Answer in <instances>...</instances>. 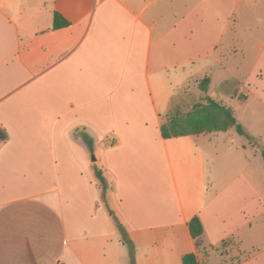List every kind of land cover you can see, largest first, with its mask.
<instances>
[{
  "label": "crops",
  "instance_id": "obj_1",
  "mask_svg": "<svg viewBox=\"0 0 264 264\" xmlns=\"http://www.w3.org/2000/svg\"><path fill=\"white\" fill-rule=\"evenodd\" d=\"M247 46L211 96L253 94L264 126V0H0V264H131L122 229L134 264H264L262 134L160 135Z\"/></svg>",
  "mask_w": 264,
  "mask_h": 264
},
{
  "label": "trees",
  "instance_id": "obj_2",
  "mask_svg": "<svg viewBox=\"0 0 264 264\" xmlns=\"http://www.w3.org/2000/svg\"><path fill=\"white\" fill-rule=\"evenodd\" d=\"M68 22L63 19L59 13H54L53 16V28H60L66 26ZM232 82H226L222 86H228ZM209 85V78L205 77L199 84V89L202 92L207 91ZM220 91L218 87L215 91V97ZM182 94L179 96L173 97L170 107L167 111L166 121L160 126V135L163 139L178 138L184 136H195L204 133H213V132H226L230 128L236 125V122L231 114V110L221 106L216 103L214 100L208 99L205 106L200 104L192 103H182L181 102ZM218 97V96H217ZM226 98L229 97L225 96ZM230 98V97H229ZM237 100L244 102L246 100L245 95H239ZM237 126V125H236ZM240 133L243 131L238 127ZM87 144L91 148L92 143L87 139ZM262 158L264 160V150L261 151ZM97 179L103 183L104 180L101 177V172L96 173ZM188 230L191 238L195 242V246L198 248L200 246V239L203 234V226L198 217H193L188 222ZM122 233V240L127 244L129 248V255L131 259V264H134V248L128 237L126 236L125 231L120 230ZM182 264H198L194 254L185 255L182 258Z\"/></svg>",
  "mask_w": 264,
  "mask_h": 264
},
{
  "label": "rangeland",
  "instance_id": "obj_3",
  "mask_svg": "<svg viewBox=\"0 0 264 264\" xmlns=\"http://www.w3.org/2000/svg\"><path fill=\"white\" fill-rule=\"evenodd\" d=\"M242 49H243V53L241 52L237 54L238 55L236 56L237 58H234L235 56L227 57V60L225 61V64H224L225 65L224 70H219L218 68L213 70L212 83L209 86V97L210 98H207L206 95L200 94L198 103H200V105L205 106L207 104V100L211 99V100H214L216 103L220 104L221 106H224L225 108L230 109L232 111L231 114L236 122V125L240 127L241 130L243 131L242 133H240L236 125L229 130V133L234 135L235 136L234 138L236 140H239V139H242V137H245V133H244L245 131L249 134H252V132H257L258 134H262L263 139L254 138V140H251L250 142L252 145L247 143V141L249 140H245L246 141L245 147H247V149L244 151V155L249 156L251 159L254 158V162L258 161V163H261L262 165H264L263 160L261 158V154H260V151L264 149V126L258 125V123L252 121V113L255 112L253 111L252 105L254 106L257 105L256 98L253 96V94L250 95L248 98L249 106H245L244 105L245 103H241L240 101H237L236 99H234L240 95L242 89H238L237 93L232 95L233 87L229 88L230 95L229 94L228 95L230 98L229 97L226 98L224 96L223 98L214 97L212 99V96H211V93L214 90L216 84L221 81L234 79V80L239 81L241 84L246 82L245 80H246L247 73H248V67L242 71L235 70L236 63H238V61L242 59V56L244 57H246L247 55L248 57L251 56V48L249 46L242 47ZM196 88L199 89V85H197ZM241 95L246 96V94L244 93H242ZM196 101L197 99L195 100V102ZM256 117L264 118V115H257ZM261 118H259V120H261ZM207 137L208 139H211L210 141L211 145L209 147L210 152L215 153V152H218L221 147L223 148L224 142L222 140L223 139L222 134H217V135L215 134V135H210ZM205 143H206V146L209 145V142H207V138H206Z\"/></svg>",
  "mask_w": 264,
  "mask_h": 264
}]
</instances>
